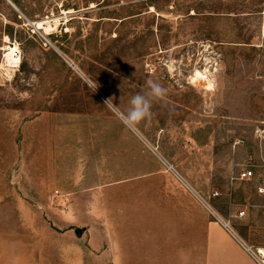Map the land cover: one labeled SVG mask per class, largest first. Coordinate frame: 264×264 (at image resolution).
I'll return each mask as SVG.
<instances>
[{"label": "rangeland", "instance_id": "374dc122", "mask_svg": "<svg viewBox=\"0 0 264 264\" xmlns=\"http://www.w3.org/2000/svg\"><path fill=\"white\" fill-rule=\"evenodd\" d=\"M263 31L264 0H0V264H180L211 213L182 180L214 213L245 210L264 249V200L237 178L263 164ZM149 80L166 96L130 131L105 101Z\"/></svg>", "mask_w": 264, "mask_h": 264}, {"label": "crops", "instance_id": "0c3cea01", "mask_svg": "<svg viewBox=\"0 0 264 264\" xmlns=\"http://www.w3.org/2000/svg\"><path fill=\"white\" fill-rule=\"evenodd\" d=\"M260 165L262 167L256 170L257 177L264 175V163ZM257 194L264 200V193L257 190ZM241 212L244 214L237 217L216 211L204 213L207 215L203 219L190 220L191 231L186 233L189 240L184 237L182 245L176 247L175 259L180 260V264H258L252 251L263 248L255 250L250 245L253 242L250 232L238 222L246 214L245 210Z\"/></svg>", "mask_w": 264, "mask_h": 264}, {"label": "clouds", "instance_id": "9594fccd", "mask_svg": "<svg viewBox=\"0 0 264 264\" xmlns=\"http://www.w3.org/2000/svg\"><path fill=\"white\" fill-rule=\"evenodd\" d=\"M95 87L93 91H95ZM167 89L161 84L149 80L146 86L131 95L127 106H114L112 98L105 101V107L114 113L119 121L130 131H138L142 123L150 121L152 116V105L154 101L162 100Z\"/></svg>", "mask_w": 264, "mask_h": 264}, {"label": "built area", "instance_id": "2783aa9c", "mask_svg": "<svg viewBox=\"0 0 264 264\" xmlns=\"http://www.w3.org/2000/svg\"><path fill=\"white\" fill-rule=\"evenodd\" d=\"M10 44L12 46H14L13 43H10ZM3 50H4V48H3ZM6 53H7V51L4 50V52H3V63H4L3 69L5 71L7 69L10 70L11 68H16V67H10V65H8V63L6 61V57H5ZM11 57L13 59H17V60L21 61L22 53H21V50L18 46L12 51ZM251 160L247 163L246 166H244V168H242V170L239 172L237 178L239 180H245V181L257 180L258 181L257 190L260 193H264V175L260 176V177H257V175H256V170L258 168H261L262 165L257 163V161H255V160H254V162ZM261 162L264 163V156H262ZM182 184L187 191L191 192L193 195H195L197 197V199L211 212V214L214 213V211L212 210L210 205L208 203H206V201L197 192H195V190L192 189V187L188 183H186V182H184V180H182ZM216 195H218V193H216ZM49 201L51 203H58V205H60L64 209H68V205L70 203V198H69V194L62 192L59 189H56V190H53L49 194ZM243 214H244V212L240 213V215H243ZM252 255L258 264H264V258L257 251H255V252L252 251Z\"/></svg>", "mask_w": 264, "mask_h": 264}, {"label": "bare ground", "instance_id": "6f19581e", "mask_svg": "<svg viewBox=\"0 0 264 264\" xmlns=\"http://www.w3.org/2000/svg\"><path fill=\"white\" fill-rule=\"evenodd\" d=\"M55 22V21H54ZM32 25L35 27V29L37 30H44L45 32H49L51 31V29H53V24H51V21L50 20H43V21H35L34 23H32ZM263 34H264V31H263ZM5 42H9V37H6L5 38ZM17 47L16 44H14V46L12 45H7L5 46V49L7 51V53L5 54V57H6V61L8 63V65H10V67H17L19 66V64L21 63V61L17 60V59H13L11 57V54H12V51ZM13 71V70H11ZM11 73V72H10ZM196 80L198 79H208V77L200 72V71H197L196 74H195V77H194ZM205 81H208V80H205ZM208 87L212 86V83L209 82L208 84H206ZM207 87V89H209ZM212 88V87H211ZM259 254L262 255V257L264 258V249H260L257 251Z\"/></svg>", "mask_w": 264, "mask_h": 264}, {"label": "water", "instance_id": "95a60500", "mask_svg": "<svg viewBox=\"0 0 264 264\" xmlns=\"http://www.w3.org/2000/svg\"><path fill=\"white\" fill-rule=\"evenodd\" d=\"M85 232V228H79V227H76L75 228V233L77 236L81 237Z\"/></svg>", "mask_w": 264, "mask_h": 264}]
</instances>
